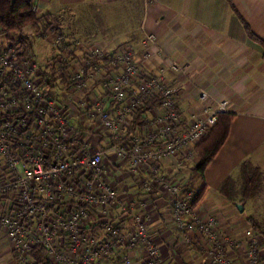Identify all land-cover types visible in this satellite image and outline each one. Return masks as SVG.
<instances>
[{
	"label": "built area",
	"instance_id": "1",
	"mask_svg": "<svg viewBox=\"0 0 264 264\" xmlns=\"http://www.w3.org/2000/svg\"><path fill=\"white\" fill-rule=\"evenodd\" d=\"M29 1L37 13L38 0ZM46 23L34 38L55 51L67 76L66 98L76 100L82 117L106 137L107 145L97 147L70 123L69 109L43 85L30 51L0 42V233L16 263L104 264L112 252L125 249L120 264H162L148 209V199L160 191L184 241H194V230L202 237L204 264H264V233L248 228L230 236L217 213L201 217L195 212L198 182L159 172L162 162L194 165L195 144L219 113L229 111L227 101L212 104L200 90L201 106L184 113L177 105L184 89L163 77V71L144 66L161 52L146 49L135 59L128 43L109 48L104 40L86 41ZM145 39L155 42L150 33ZM77 50L84 54L77 56ZM167 70L186 73L174 60ZM88 81L101 84L109 107L98 93L82 97ZM150 101L151 114L124 134L134 112ZM121 165L136 180L139 199L111 179ZM119 212L131 221L121 224ZM37 246L45 251L43 261L33 255ZM136 247L141 251L137 263L130 257Z\"/></svg>",
	"mask_w": 264,
	"mask_h": 264
},
{
	"label": "crops",
	"instance_id": "2",
	"mask_svg": "<svg viewBox=\"0 0 264 264\" xmlns=\"http://www.w3.org/2000/svg\"><path fill=\"white\" fill-rule=\"evenodd\" d=\"M38 13L49 14L67 35L86 41L104 40L109 48L121 42L128 43L135 59H140L146 49L161 52L162 56L156 54L146 60L144 66L149 71H163V77L184 89L177 101L184 113L201 106L200 90L208 93L212 104L218 100L227 101L228 112L234 117L226 140L204 169L202 178H194L195 182L205 185L194 210L201 217L217 213L230 236L253 229L249 215H243L245 202L241 203L243 210L240 212L239 202L228 201L218 187L227 176L238 180L239 166L244 160H249L264 174V0H38ZM246 27L260 40L252 38ZM23 32L29 38L23 39L22 44H30L27 50L35 56L41 69L46 70V64L57 57L55 51L45 41L33 38V28ZM148 33L155 37L153 44L145 42ZM14 40L17 41V35ZM14 40L11 41L23 49L22 44ZM4 41L0 33V42ZM83 54V50L76 51L77 56ZM173 60L185 68V75H174L167 70V64ZM40 78L47 87L46 78L42 74ZM88 82L89 87L82 97L88 99L91 93H98L109 107L111 104L101 84ZM66 84L67 79L57 87L65 92ZM55 90L54 86L48 88V92L69 109L70 123L91 137L97 147H106V137L98 134L90 120L82 117L76 100H68L65 94L56 95L52 92ZM153 107L145 112V117L151 114ZM131 129L130 126L122 132L126 134ZM192 167L188 163L178 167L173 162H162L159 172L169 171L171 177L189 183ZM113 172L111 179L119 189H126L139 199L137 182L125 166ZM263 187L264 175L259 192L252 198L261 194ZM260 196L255 215L251 217L260 223L264 232V195ZM168 206L167 198L160 191L148 199L150 230L157 241L162 264H204L202 237L194 230V241H184L183 232L167 214ZM118 219L121 224L131 221L130 215L122 212ZM140 253L139 247L134 248L130 252L131 260L135 262ZM124 254L125 249L116 250L104 264H120ZM235 258L240 261L239 256ZM0 264H17L2 233Z\"/></svg>",
	"mask_w": 264,
	"mask_h": 264
},
{
	"label": "trees",
	"instance_id": "3",
	"mask_svg": "<svg viewBox=\"0 0 264 264\" xmlns=\"http://www.w3.org/2000/svg\"><path fill=\"white\" fill-rule=\"evenodd\" d=\"M47 19L60 30L58 21L51 18L49 14L33 12L29 0H0V33L7 41L14 40V36L17 35V41H14L18 44L20 42L19 45H21L23 39L27 40L29 38L23 31L27 28H33V33L38 30H43L47 25ZM247 31L252 38L260 40L249 28H247ZM15 45L17 44L15 43ZM28 47H30V44H22L23 50H27ZM45 68L46 70L41 69V74L46 78L45 81L48 84L46 85L47 88L59 86L62 81L67 79V76H64V69L57 57L55 58L54 56L50 63L46 64ZM52 82H54V85H51ZM152 105L153 102L150 101L134 112L131 117L130 125L132 129L136 126H140L144 122V114ZM233 117L234 114L232 112L219 113L216 123L208 130L205 137L195 144L194 151L196 154V161L189 173V182L194 178H197V180L202 178L204 169L226 140ZM263 175V172L253 163L249 160H244L239 166L238 180L231 176H227L220 183L218 190L228 201L243 203L259 192ZM204 186L203 183L199 184L196 197L192 201L193 205H196L202 196L205 188ZM248 220L254 230L264 233L258 221H255L251 216L248 217ZM44 254L45 251L41 246L34 248L33 255L40 261H43Z\"/></svg>",
	"mask_w": 264,
	"mask_h": 264
},
{
	"label": "rangeland",
	"instance_id": "4",
	"mask_svg": "<svg viewBox=\"0 0 264 264\" xmlns=\"http://www.w3.org/2000/svg\"><path fill=\"white\" fill-rule=\"evenodd\" d=\"M87 40V39H86ZM89 40V39H88ZM46 48V47H45ZM39 56H41L39 54ZM56 90L55 91H52V92H55V94L57 95L58 93L60 94H64V92H62L57 86L54 87ZM261 195L260 197H263L264 195V187L262 188L261 190ZM259 195L255 198H250L248 200L245 201V204H244V211H243V215L244 216H254L255 215V212H256V205H257V202L259 201Z\"/></svg>",
	"mask_w": 264,
	"mask_h": 264
},
{
	"label": "water",
	"instance_id": "5",
	"mask_svg": "<svg viewBox=\"0 0 264 264\" xmlns=\"http://www.w3.org/2000/svg\"><path fill=\"white\" fill-rule=\"evenodd\" d=\"M237 208H238V210H239L240 212H242V210H243V206H242L241 203H238V204H237Z\"/></svg>",
	"mask_w": 264,
	"mask_h": 264
}]
</instances>
